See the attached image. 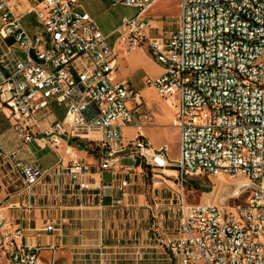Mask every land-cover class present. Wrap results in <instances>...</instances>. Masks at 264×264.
Masks as SVG:
<instances>
[{"label":"built area","instance_id":"obj_1","mask_svg":"<svg viewBox=\"0 0 264 264\" xmlns=\"http://www.w3.org/2000/svg\"><path fill=\"white\" fill-rule=\"evenodd\" d=\"M156 1L111 0L138 10L122 20L118 39L131 48L146 46L163 68L146 81L174 108L175 160L167 144L156 149L141 133L153 115L129 107L132 100L141 104V94L115 80L117 49L78 0H29L42 27L34 34L9 0H0V106L9 110L25 144L39 132L53 146L64 137L84 141L99 132L101 171L144 159L164 161V169L150 170L153 177L175 169L179 192L168 210L177 213L178 223L170 235L157 234L164 264H264V0H181L179 28L168 37H151L148 13ZM15 48L24 58L13 56ZM52 102L66 113L43 130L42 115ZM128 126L139 132L125 141ZM0 163L21 170L28 190L42 175L1 137ZM83 169L79 161L73 165L74 173ZM199 174L231 178L241 191L224 204H191L185 184ZM22 235L21 227L9 230L0 207V249L8 264H55L44 262L39 248L20 245Z\"/></svg>","mask_w":264,"mask_h":264},{"label":"crops","instance_id":"obj_2","mask_svg":"<svg viewBox=\"0 0 264 264\" xmlns=\"http://www.w3.org/2000/svg\"><path fill=\"white\" fill-rule=\"evenodd\" d=\"M160 1L148 13L153 21L151 37L166 36L161 17L153 14ZM178 2L181 13V0ZM9 3L15 13L23 16V24L31 34L41 31L29 0ZM78 4L94 19L108 44L117 49L115 80L141 94V104L132 100L129 107L137 114L149 111L153 115V121L144 125L141 133L156 149L168 145L171 131L176 128L174 108L146 81L161 76L163 68L146 46L131 48L118 39L122 20L135 16L138 10L115 6L111 0H78ZM13 56L24 58L17 48ZM65 113V106L52 102L42 115V129L62 120ZM138 132L134 126L123 128L124 140L135 138ZM177 132L179 141L178 129ZM0 137L8 150L18 151V158L26 166L42 173L38 184L28 190L21 170L14 169L11 163H0V207L9 230L23 229L20 245L39 248L40 258L55 264H164V250L157 234L170 235L178 223L177 215L168 210L179 192L175 169L153 177L143 162L124 161L115 172L101 171L103 136L99 132L85 137L84 148L71 145L68 137L53 146L40 132L37 140L25 144L16 135L9 110L1 106ZM76 161L84 166L79 173L73 172ZM155 181L160 184L153 186ZM50 225L53 230H47ZM8 263L0 249V264Z\"/></svg>","mask_w":264,"mask_h":264},{"label":"rangeland","instance_id":"obj_3","mask_svg":"<svg viewBox=\"0 0 264 264\" xmlns=\"http://www.w3.org/2000/svg\"><path fill=\"white\" fill-rule=\"evenodd\" d=\"M153 14L161 17L166 30L165 37H168L171 32L179 28L180 9L178 0H161L153 10ZM177 133V129L173 128L168 141L169 153L173 157L179 156ZM240 191L241 186L239 183L231 178H218L205 174L191 176L185 184L186 200L191 204L214 201L218 204H224L225 197L236 196ZM243 198V196L240 197L241 200ZM175 214L177 215V213Z\"/></svg>","mask_w":264,"mask_h":264},{"label":"bare ground","instance_id":"obj_4","mask_svg":"<svg viewBox=\"0 0 264 264\" xmlns=\"http://www.w3.org/2000/svg\"><path fill=\"white\" fill-rule=\"evenodd\" d=\"M142 162L146 165V167L148 166L151 170L164 169V161L144 159Z\"/></svg>","mask_w":264,"mask_h":264},{"label":"trees","instance_id":"obj_5","mask_svg":"<svg viewBox=\"0 0 264 264\" xmlns=\"http://www.w3.org/2000/svg\"><path fill=\"white\" fill-rule=\"evenodd\" d=\"M70 143H71L72 145H77V146H79L80 148H84L85 145H86V143H85L84 141H80V140H77V139H72V140H70Z\"/></svg>","mask_w":264,"mask_h":264}]
</instances>
